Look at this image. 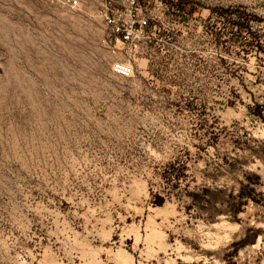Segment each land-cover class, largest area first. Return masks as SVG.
<instances>
[{"label":"rangeland","instance_id":"374dc122","mask_svg":"<svg viewBox=\"0 0 264 264\" xmlns=\"http://www.w3.org/2000/svg\"><path fill=\"white\" fill-rule=\"evenodd\" d=\"M136 3L0 0V264H264V0Z\"/></svg>","mask_w":264,"mask_h":264},{"label":"built area","instance_id":"2783aa9c","mask_svg":"<svg viewBox=\"0 0 264 264\" xmlns=\"http://www.w3.org/2000/svg\"><path fill=\"white\" fill-rule=\"evenodd\" d=\"M131 7L136 6V0H126ZM66 3L76 8L81 4V0H66ZM125 9L117 7L111 13H105L106 33L104 42L108 45H130L137 50L141 48V39L146 28L150 27L149 17L141 15L133 17L131 13H126ZM126 14V15H125ZM113 69L123 77H129L133 73V64L129 60L118 59L113 64Z\"/></svg>","mask_w":264,"mask_h":264},{"label":"trees","instance_id":"16d2710c","mask_svg":"<svg viewBox=\"0 0 264 264\" xmlns=\"http://www.w3.org/2000/svg\"><path fill=\"white\" fill-rule=\"evenodd\" d=\"M254 177H255V178H258L259 176H258V175H255ZM253 182H256V180L253 181ZM246 188H247V190H246ZM244 191L247 192L246 194H247L251 199H253L254 201H258V197H257L256 194H255V188H254L253 186H251L250 183L244 184V185L242 186V189H241L240 194H239L240 198H241L242 196H244Z\"/></svg>","mask_w":264,"mask_h":264}]
</instances>
